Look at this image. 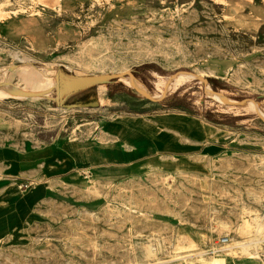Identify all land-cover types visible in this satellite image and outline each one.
Wrapping results in <instances>:
<instances>
[{
	"label": "rangeland",
	"instance_id": "1",
	"mask_svg": "<svg viewBox=\"0 0 264 264\" xmlns=\"http://www.w3.org/2000/svg\"><path fill=\"white\" fill-rule=\"evenodd\" d=\"M75 1L0 0V144L92 138V119L119 115L60 110L8 95L13 88H50L57 69L75 77L131 70L155 99L170 74L185 82L156 105L115 81L111 90L127 89L138 105L118 112L185 108L225 122V151L202 161L200 174L75 186L1 179L0 264H264V0ZM21 68L35 72L23 82ZM222 237L229 249L209 253Z\"/></svg>",
	"mask_w": 264,
	"mask_h": 264
},
{
	"label": "crops",
	"instance_id": "2",
	"mask_svg": "<svg viewBox=\"0 0 264 264\" xmlns=\"http://www.w3.org/2000/svg\"><path fill=\"white\" fill-rule=\"evenodd\" d=\"M80 2L75 1L74 6H79ZM0 32L4 33V26H0ZM16 33L32 38V32ZM114 83L101 86L107 88L96 97L65 104L67 97L64 102V105L76 106L65 109L67 111L116 110L115 114L119 115L92 119L96 124L92 138L58 137L40 146L31 142L21 147L0 144V180L10 178L31 184L58 181L75 186L87 179L118 184L151 173L200 174L204 170L202 161L216 158L225 151L226 138L219 129L226 127L225 122L209 123L188 114L185 108L176 113L118 112L137 109L138 105L127 89L111 90ZM163 100L159 104H164ZM93 102L97 103L96 107H81ZM169 106L182 108L172 103Z\"/></svg>",
	"mask_w": 264,
	"mask_h": 264
},
{
	"label": "water",
	"instance_id": "3",
	"mask_svg": "<svg viewBox=\"0 0 264 264\" xmlns=\"http://www.w3.org/2000/svg\"><path fill=\"white\" fill-rule=\"evenodd\" d=\"M173 73L168 76V82L172 79ZM128 77L130 80V87L131 89L142 99L153 103L159 104L165 97V90L161 94L158 99H153L148 96L144 91L136 86L138 80L136 79L134 71L127 70L121 73L115 74H101L96 76H88V77H75L69 76L62 73L61 70L57 69L54 75V84L48 88L47 90L40 91V92H29V91H22L16 88H13L9 93L10 96L18 97V98H42L48 95H53V97L48 98V101L54 103L57 108H64L70 110L75 108V105H64V102L68 95L80 92L89 88H93L96 86H104L109 85L115 81H119L121 78ZM201 80L204 86L208 85V81L204 78L199 76H194ZM209 96V95H208ZM97 103L93 102L88 105H81V107H96ZM260 121V120H258ZM262 122V121H260ZM264 123V122H262Z\"/></svg>",
	"mask_w": 264,
	"mask_h": 264
},
{
	"label": "bare ground",
	"instance_id": "4",
	"mask_svg": "<svg viewBox=\"0 0 264 264\" xmlns=\"http://www.w3.org/2000/svg\"><path fill=\"white\" fill-rule=\"evenodd\" d=\"M22 62V61H21ZM14 68V67H13ZM20 72H21V74L23 75V82L24 81H27V78H31L32 76H33V72H35V71H32L31 69H29V68H21L20 69ZM125 72V71H124ZM28 74V75H27ZM124 78H128V77H124ZM121 79H123V78H121ZM121 79L119 80V81H121ZM129 79V78H128ZM34 80V78H32V81ZM54 82H55V80H54ZM123 82L124 83H126V84H128L129 86H130V80H123ZM182 82H185L184 81V79H179V78H177V77H173L169 82L167 81L166 83H163V82H161L159 85H158V87H157V91L158 92H160V93H163L164 92V90H165V92L167 93V92H169V91H172L173 89H176ZM138 84L139 83H136V86L138 87ZM180 87V86H179ZM49 88V86H44V88L42 89V90H35V89H32V90H29V92H40V91H44V90H47ZM145 88V87H144ZM144 88L143 87H141V89H143L144 90ZM18 90H22V91H25L26 89H24V88H17ZM27 89H29V88H27ZM1 92H2V89H0V95H1ZM11 92V90L9 91V93ZM144 92L146 93V91L144 90ZM8 93V95H10ZM147 94V93H146ZM148 95V94H147ZM148 96H150L151 98H153V99H155V97L154 96H152V95H148ZM42 98H44V99H46V100H48V98H49V95L48 96H46V97H42ZM42 98H28L29 100H36V99H42ZM222 98V100L224 101V102H226V103H229V100L227 99V98H223V97H221ZM25 99V98H24ZM27 99V98H26ZM240 104L241 105H243L244 103H242V102H240ZM57 109H62V108H57ZM66 112V111H65ZM35 194V193H34ZM28 201V200H27ZM219 224H221V223H219ZM213 225V224H212ZM225 226V224H223L221 227L223 228ZM218 227H220V226H218ZM234 241V240H233ZM246 245H248V244H246ZM254 246V245H253ZM248 248H250V246H245L244 248H242L243 250H245V249H248Z\"/></svg>",
	"mask_w": 264,
	"mask_h": 264
},
{
	"label": "built area",
	"instance_id": "5",
	"mask_svg": "<svg viewBox=\"0 0 264 264\" xmlns=\"http://www.w3.org/2000/svg\"><path fill=\"white\" fill-rule=\"evenodd\" d=\"M264 242V241H262ZM229 239L228 237H222L219 238L216 242V244H214L215 246H213L209 253L211 254H215V253H223L224 251H227L229 249ZM252 244H254V242H252Z\"/></svg>",
	"mask_w": 264,
	"mask_h": 264
}]
</instances>
